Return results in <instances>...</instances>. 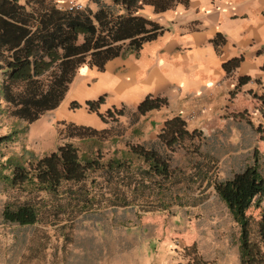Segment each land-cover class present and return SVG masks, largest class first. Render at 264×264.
<instances>
[{
	"label": "trees",
	"instance_id": "trees-1",
	"mask_svg": "<svg viewBox=\"0 0 264 264\" xmlns=\"http://www.w3.org/2000/svg\"><path fill=\"white\" fill-rule=\"evenodd\" d=\"M89 1L94 4V10L87 5L81 9H62L53 0H24V3L0 0V71L4 75L0 83V100L10 109L11 115L28 124L33 123L60 105L82 64L103 69L107 60L138 52L144 42L155 39L166 29L138 14L149 0ZM173 1L160 0L161 7H167ZM223 42L219 35L214 39L216 46ZM241 60V56L231 58L222 66L229 74ZM249 80V76L239 77L236 87ZM258 99L264 105V93ZM103 101L104 96H100L88 100L86 106L103 121L107 118L115 120L122 114V109L116 108L108 109L105 114L98 112ZM166 104L164 97L146 96L137 111L143 114ZM79 106L77 102L71 103V107ZM67 128L70 137L80 139L85 137V131L89 133L88 139L106 131L72 123ZM256 132L264 139L263 126L259 125ZM14 133L2 136L0 142L10 141ZM201 139L200 131H188L185 121L175 116L164 122L158 134L161 148L127 143V148L120 151V157L113 156L106 161L101 160L99 151L93 156L80 154L71 142H65L41 157L23 150L22 154L4 160L0 158V182L21 190L48 194H58L63 183L79 184L76 190H68L75 194L76 191L83 193L81 183L88 172L101 170L107 175L108 184L115 180L110 187L115 201L125 203V190L119 188V181L132 186L133 193L141 194L151 181L161 186L172 176V154L179 148L201 153ZM26 153L31 157L27 164ZM255 154L257 150L253 153V163L230 178L214 182L215 193L239 225V264H264V206L261 205L264 175ZM132 160L138 161L135 172L131 171ZM252 205L261 207L258 219L247 214ZM1 215L5 222L31 225L38 220L39 207L34 200L26 198L21 202H7Z\"/></svg>",
	"mask_w": 264,
	"mask_h": 264
},
{
	"label": "rangeland",
	"instance_id": "rangeland-1",
	"mask_svg": "<svg viewBox=\"0 0 264 264\" xmlns=\"http://www.w3.org/2000/svg\"><path fill=\"white\" fill-rule=\"evenodd\" d=\"M65 2L82 4L77 0ZM3 79L0 71V83ZM246 97L249 106L241 109V114L256 117L253 125L264 127V105L252 94ZM60 111L62 108L48 111L28 124L11 115L0 100V139L15 131L13 139L0 142L1 160L23 150L41 157L65 142L73 143L80 154L93 156L99 151L102 161L120 157V151L127 148L116 130L106 129L89 139L87 131L83 139L70 137L69 123L58 120ZM255 133L256 146L239 160L229 152L235 151L232 139H201L199 154L177 149L172 154V176L162 182V189L151 181L143 194L133 193L132 186L119 181V188L125 190V203L115 201L110 188L115 180L108 184L101 170L88 172L81 183L83 193L75 194L69 191L79 184L63 183L58 194H48L0 182V264H133L142 254L153 256L168 231L181 264H239V225L215 193L214 182L230 178L253 163L255 150L264 175V139ZM24 156L27 164L31 157L29 153ZM132 162L131 171L135 172L138 161ZM26 198L39 207L36 223L22 226L5 222L3 206ZM260 212L261 207L254 205L247 210L255 219ZM182 238H186L184 248Z\"/></svg>",
	"mask_w": 264,
	"mask_h": 264
},
{
	"label": "crops",
	"instance_id": "crops-1",
	"mask_svg": "<svg viewBox=\"0 0 264 264\" xmlns=\"http://www.w3.org/2000/svg\"><path fill=\"white\" fill-rule=\"evenodd\" d=\"M53 1L68 8V0ZM77 1L95 9L89 0ZM138 14L166 29L138 52L107 60L103 69L82 64L54 109L62 108L58 120L116 130L125 144L161 148L164 122L179 116L202 140L232 139L235 151L229 152L237 159L248 153L256 146L258 124L240 111L249 106L246 94L258 99L264 93V0H174L164 8L160 0H149ZM218 35L224 42L216 46ZM240 56L238 67L226 73L223 62ZM241 76L250 80L236 87ZM100 96L98 112L116 108L122 114L103 121L90 111L86 102ZM146 96L164 97L167 104L140 114L137 107ZM72 102L80 106L71 109ZM168 235L153 256L142 254L133 264H181ZM181 241L184 248L186 238Z\"/></svg>",
	"mask_w": 264,
	"mask_h": 264
},
{
	"label": "built area",
	"instance_id": "built-area-1",
	"mask_svg": "<svg viewBox=\"0 0 264 264\" xmlns=\"http://www.w3.org/2000/svg\"><path fill=\"white\" fill-rule=\"evenodd\" d=\"M68 8L67 9H72V8H83V4H80V3H72V2H69L68 4Z\"/></svg>",
	"mask_w": 264,
	"mask_h": 264
}]
</instances>
